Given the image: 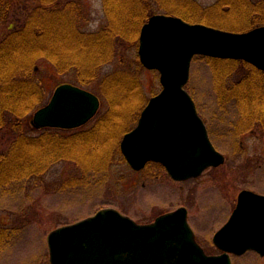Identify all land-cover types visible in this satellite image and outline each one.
I'll return each mask as SVG.
<instances>
[{"label": "trees", "instance_id": "trees-1", "mask_svg": "<svg viewBox=\"0 0 264 264\" xmlns=\"http://www.w3.org/2000/svg\"><path fill=\"white\" fill-rule=\"evenodd\" d=\"M102 2L106 24L88 32L80 0H0V132L8 137L0 150V188L43 179L59 163L73 164L81 176L72 180L79 182L127 164L121 141L148 103L138 48L151 16L167 14L232 32L264 26V0H217L208 7L197 0ZM203 58L212 68L220 108L234 102L238 109L237 133L264 132V72L242 60ZM43 60L97 94L105 112L66 134L45 129L31 136L33 114L48 101L39 79ZM108 66L113 70L104 74ZM146 169L164 167L149 163ZM9 239L0 230V245Z\"/></svg>", "mask_w": 264, "mask_h": 264}, {"label": "water", "instance_id": "water-1", "mask_svg": "<svg viewBox=\"0 0 264 264\" xmlns=\"http://www.w3.org/2000/svg\"><path fill=\"white\" fill-rule=\"evenodd\" d=\"M138 56L144 68L159 73L161 90L121 141L128 165L142 171L151 162L159 163L175 181L223 165L226 158L213 145L185 88L192 62L197 56L242 60L264 72V26L231 32L155 14L141 28ZM100 109L101 99L91 91L62 84L34 113L32 123L37 129H78ZM47 242L50 264H233L232 256L248 251L264 257V195L240 192L228 222L214 235L218 255H208L199 245L185 207L149 224L104 208L53 230Z\"/></svg>", "mask_w": 264, "mask_h": 264}, {"label": "rangeland", "instance_id": "rangeland-1", "mask_svg": "<svg viewBox=\"0 0 264 264\" xmlns=\"http://www.w3.org/2000/svg\"><path fill=\"white\" fill-rule=\"evenodd\" d=\"M197 1L208 7L217 0ZM80 5L84 29L99 31L106 24L102 0H80ZM38 67L47 105L58 86L73 84V76L60 74L52 63L44 60ZM112 70L108 66L103 73ZM141 79L148 100L160 92L157 71L145 69ZM186 90L215 148L226 158L223 165L209 168L197 178L175 181L165 170L134 171L128 164H117L107 172L90 175L87 182H79L72 180L81 176L73 164L59 163L43 179L0 188V230L10 234V239L0 245V264H50L48 235L104 208H114L139 224H149L160 215L185 207L199 245L208 255L221 254L213 238L228 222L240 192L249 190L264 195V132L256 129L242 135L237 133L234 126L240 117L238 109L234 102L224 110L220 108L212 68L203 57L193 60ZM103 105L99 115L106 110ZM59 130L64 134L75 131ZM44 131L32 127L29 133L37 137ZM7 139L1 131V151L6 149ZM70 180L76 183L69 184ZM232 262L264 264V257L248 251L233 256Z\"/></svg>", "mask_w": 264, "mask_h": 264}]
</instances>
